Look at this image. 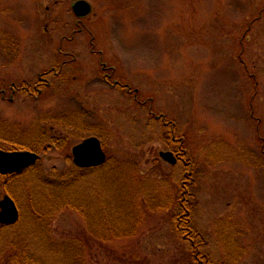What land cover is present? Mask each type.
Returning a JSON list of instances; mask_svg holds the SVG:
<instances>
[{
    "label": "rangeland",
    "instance_id": "obj_1",
    "mask_svg": "<svg viewBox=\"0 0 264 264\" xmlns=\"http://www.w3.org/2000/svg\"><path fill=\"white\" fill-rule=\"evenodd\" d=\"M78 1L0 0V150L40 156L0 178L21 213L0 224V264L23 242L66 264L48 240L87 264H193L171 218L188 177L202 253L264 264V0H83L76 26ZM91 138L108 162L80 169L73 149ZM71 197L91 221L62 210Z\"/></svg>",
    "mask_w": 264,
    "mask_h": 264
},
{
    "label": "trees",
    "instance_id": "obj_2",
    "mask_svg": "<svg viewBox=\"0 0 264 264\" xmlns=\"http://www.w3.org/2000/svg\"><path fill=\"white\" fill-rule=\"evenodd\" d=\"M184 148H186L185 144L183 146V150ZM186 163H187L188 169L189 168L191 169L189 171H192L191 172L192 174L194 171L193 160L190 159ZM18 175L8 176V177L0 176V178H2L3 180H6L7 181L6 184H8V181L10 179ZM187 179H188L187 181H191V182L186 181V184H184L186 186H183L179 190V193L181 194V197L177 200V207H179V212H177V214L173 213L171 215L175 231L178 237L181 238V240H183V242L189 243L190 246L192 247L191 251L193 255L191 256V258L193 260V264H226L224 262L211 261L208 256L202 253V247L204 246L205 241L203 240L202 235L193 226V212H194L195 202H194V194L191 190L194 186V179H192L191 177H188ZM82 203H83V200H82ZM64 207L66 208L65 210H70L78 214H81V216L84 219L86 220L89 219L91 221L90 217L87 218V216H85V213H87L85 211L86 206L84 204L82 205L79 202V199H75L74 197H71V199H68L66 201L65 206L62 207L63 208L62 210H64ZM87 209L89 210V208ZM120 232L122 233V232H129V231L123 230ZM133 232H129V234ZM74 240H78L79 243L84 247L85 242L83 241V238H74ZM23 244L24 242L18 246L19 257H17L16 259L7 260L6 261L7 264H47L46 262L39 260L38 258H35L29 252V248L27 247V244L25 243L24 246ZM46 244L48 248H50V250H52L54 253H56L57 255H61L60 257L63 256L62 259H64V261H67L66 264H87V257L84 258V256H82L80 252L72 251L71 253L70 251L69 253H66V252L59 253L60 248H64L66 246L62 247V245L56 244L54 240H48Z\"/></svg>",
    "mask_w": 264,
    "mask_h": 264
},
{
    "label": "water",
    "instance_id": "obj_3",
    "mask_svg": "<svg viewBox=\"0 0 264 264\" xmlns=\"http://www.w3.org/2000/svg\"><path fill=\"white\" fill-rule=\"evenodd\" d=\"M74 14L78 18H85L92 13L91 5L86 1H79L73 6ZM74 163L82 169L102 167L107 162L101 142L91 138L73 149ZM161 158L171 166L178 164L177 157L171 152L160 153ZM40 157L31 152H3L0 151V174L14 175L30 169L38 163ZM20 221V211L12 198L6 196L0 202V224L14 226Z\"/></svg>",
    "mask_w": 264,
    "mask_h": 264
},
{
    "label": "flooded vegetation",
    "instance_id": "obj_4",
    "mask_svg": "<svg viewBox=\"0 0 264 264\" xmlns=\"http://www.w3.org/2000/svg\"><path fill=\"white\" fill-rule=\"evenodd\" d=\"M86 26V23H85V21H83V20H80L77 24H76V26ZM64 64V63H63ZM63 67H65V66H63L62 64L61 65H55V67H52L51 69H50V71L49 72H46V73H44L43 75H49V74H52V73H54L55 74V76H58L60 73V71H61V69L63 68ZM7 68V67H6ZM115 73H116V70L115 69H113L112 67L111 68H109V66H108V64L107 63H103V67H102V74L104 75V79H105V81L110 85L111 84V81H112V79L114 78V76H115ZM41 76V75H40ZM13 86H15L16 87V84L14 83L13 84ZM40 86H42V85H40ZM48 86V85H47ZM112 86L113 87H121V83L120 82H115V84H112ZM19 90H21L22 92H27L28 94H31V91H30V89L29 88H25V87H23V88H21V89H18V88H16V90H14L13 91V93H16L17 91H19ZM39 93H41V91H39ZM0 94L1 95H3V96H5L6 94H7V90H5V89H3V90H0ZM182 152V151H181ZM181 152H179V156H180V160H184V157H183V153H181Z\"/></svg>",
    "mask_w": 264,
    "mask_h": 264
}]
</instances>
